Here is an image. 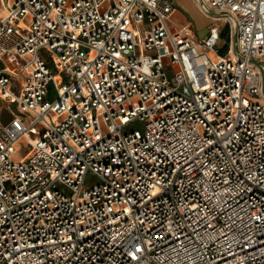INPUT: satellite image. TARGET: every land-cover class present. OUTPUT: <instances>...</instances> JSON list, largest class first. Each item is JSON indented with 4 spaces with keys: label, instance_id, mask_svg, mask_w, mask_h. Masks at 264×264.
<instances>
[{
    "label": "built area",
    "instance_id": "1",
    "mask_svg": "<svg viewBox=\"0 0 264 264\" xmlns=\"http://www.w3.org/2000/svg\"><path fill=\"white\" fill-rule=\"evenodd\" d=\"M196 1L0 0V264H264V0Z\"/></svg>",
    "mask_w": 264,
    "mask_h": 264
},
{
    "label": "rangeland",
    "instance_id": "2",
    "mask_svg": "<svg viewBox=\"0 0 264 264\" xmlns=\"http://www.w3.org/2000/svg\"><path fill=\"white\" fill-rule=\"evenodd\" d=\"M177 1H178V7L176 9L177 11L173 14V18L175 22V23L173 22V25L178 24L184 27L186 29V32L188 30V32L192 36L197 37L198 28H200L204 34L207 30L209 31V27L211 24L213 23L217 24L221 29V35H222V39L218 44L217 49L219 53L226 54L228 46L232 39L227 21L222 19L214 22L212 15L205 14L201 10L199 3L196 0H177ZM189 21H192V25L189 23ZM233 36H234L233 39H235V35ZM51 66L53 67V69L56 68V66L52 63ZM54 73L56 76L59 75L56 71H54ZM2 119L3 122L6 124L11 120V115L8 114L7 112H4ZM134 125L140 127V123L138 122H135ZM19 145H20V150L18 151V154L12 157L14 160L20 159L21 156L26 151V146H27L26 140L22 139L19 142ZM99 181H100L99 178L90 172L85 177L84 185L87 187H91L99 183Z\"/></svg>",
    "mask_w": 264,
    "mask_h": 264
},
{
    "label": "crops",
    "instance_id": "3",
    "mask_svg": "<svg viewBox=\"0 0 264 264\" xmlns=\"http://www.w3.org/2000/svg\"><path fill=\"white\" fill-rule=\"evenodd\" d=\"M175 2H176V7H175V10H174L173 13H172V19H173V20H174V18H173V14L177 11L176 9H177V7H178V1L175 0ZM189 23L192 25V21H189ZM199 31H200V33H199ZM196 32H197V31H196ZM207 33H208V30L203 34V31H202L200 28H198V32H197L198 36H197V38H198V39H202L203 36H204V37L207 36Z\"/></svg>",
    "mask_w": 264,
    "mask_h": 264
},
{
    "label": "trees",
    "instance_id": "4",
    "mask_svg": "<svg viewBox=\"0 0 264 264\" xmlns=\"http://www.w3.org/2000/svg\"><path fill=\"white\" fill-rule=\"evenodd\" d=\"M221 38H222V35H221Z\"/></svg>",
    "mask_w": 264,
    "mask_h": 264
}]
</instances>
